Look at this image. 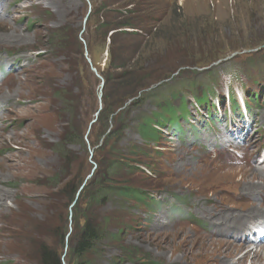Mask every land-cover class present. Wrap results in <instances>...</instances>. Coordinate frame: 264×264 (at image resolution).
<instances>
[{"label": "rangeland", "instance_id": "obj_1", "mask_svg": "<svg viewBox=\"0 0 264 264\" xmlns=\"http://www.w3.org/2000/svg\"><path fill=\"white\" fill-rule=\"evenodd\" d=\"M135 1L152 16L150 27L158 35L134 57L152 78L168 76L165 84L152 86L144 104L125 114L118 144L123 163L147 165L130 180L149 205H123L113 197L98 208L100 220L121 216L126 228L112 240L118 225L112 223L88 259L172 264L178 258L193 264L184 263L180 247L172 252L184 239L176 230H186L187 240L213 228L200 210L208 205L196 195L214 199L211 189L240 180L252 167L264 169V0ZM89 6L91 11L88 0H0V189L9 193L6 203L13 209L0 218L8 225L0 230V264H40L43 247L67 264L77 198L71 201L73 185L83 180L84 186L104 154L96 152L101 140L95 122L109 41L102 49L93 42V54L86 53ZM75 41L82 44L81 57L72 52ZM80 88L79 106L73 108ZM166 103L172 111L162 113L158 139L144 143L137 126L159 120ZM75 125L83 142L79 135L71 143L64 137ZM136 147L145 148L143 156ZM247 224L235 226L233 243L250 239L254 233L246 229L264 226V220ZM252 241L246 243L250 249Z\"/></svg>", "mask_w": 264, "mask_h": 264}, {"label": "trees", "instance_id": "obj_2", "mask_svg": "<svg viewBox=\"0 0 264 264\" xmlns=\"http://www.w3.org/2000/svg\"><path fill=\"white\" fill-rule=\"evenodd\" d=\"M88 1L91 4L88 21L90 19L92 25L88 24L87 27L90 40L85 44L86 53L89 56L93 54V42L101 44L102 49L106 45L107 38L109 41L106 50V68L99 72L103 80L104 93L101 96L102 108L98 112V119L95 122V124L98 122L100 126L98 137L101 140V145L96 152L99 154L104 151V154L101 155L102 160L95 161L96 170L75 200L73 234L71 238L69 237L67 245V264H90L88 257L97 249L112 223L117 222L118 225L117 231L111 236V239L116 240L122 235L126 224L121 216L100 220L96 213L97 209L104 207L111 198L119 199L123 205L129 202L137 205H149L145 200L147 195L135 188L130 180L142 173L139 170L140 166L147 168V165L142 161L132 162L137 166L132 168L123 163L118 144L127 127L124 119L125 114L147 101L154 84H165L168 79V76L152 78L150 70L139 65L137 57H134V54L139 53L138 50H141L152 36L158 35V32H153L150 27L153 21L152 16L145 14L140 2L112 0V4L115 6L110 7L107 4L111 1ZM121 38L123 39L122 43ZM73 47L72 52L81 57L82 44L75 41ZM91 60L93 61L92 58ZM149 78L152 81H149ZM81 97L80 88L75 100H72L75 106L73 103H70V106L78 107ZM203 100L204 96L198 100V103L201 104ZM159 110L160 114L156 116L159 120L153 123L151 119H144L137 126L138 136L146 144L153 143L158 139V131L164 121L162 113L172 111L168 108L167 103L166 106L160 105ZM81 134L82 131L75 125L66 132L64 137H68L71 143L79 135V139L83 142ZM135 150L142 151L141 156L146 151L145 148L139 147H136ZM141 156L138 155V157ZM82 182L83 180L79 181L76 186L73 185L71 201H74ZM61 258V254L59 255L47 247L40 250V264H62Z\"/></svg>", "mask_w": 264, "mask_h": 264}, {"label": "bare ground", "instance_id": "obj_3", "mask_svg": "<svg viewBox=\"0 0 264 264\" xmlns=\"http://www.w3.org/2000/svg\"><path fill=\"white\" fill-rule=\"evenodd\" d=\"M1 130L4 129H0V131ZM3 137H1V141L6 145V147H8L7 143L3 140ZM14 168L21 169L22 167L19 165H14ZM217 175H219V173ZM231 179L232 178L230 177V180L229 179L228 180L231 181ZM220 182L222 181H219V183ZM225 183H226L224 184L225 186H218L214 189H211V194L213 195L214 199L210 198L209 196H206L204 192H200L199 195L198 194L196 195L199 198H201L202 201H204V203L207 204L209 207L204 210L200 209L204 215H207L210 218L212 223L211 225H213V228L209 229L208 231H204V232H209V235L208 234L207 236L196 235L186 240V236H188L186 230L178 229L174 232L175 234L181 233L184 239L181 244L180 243L177 244L178 248H176L172 252V255H174L175 252L177 253V249H179L180 247L181 251L179 252H182L184 254L183 255L184 263L186 262H191L193 264H245L246 262L248 264L263 263L264 248L259 245L261 243H264V239L263 242H260L257 241L256 238H253L252 242L255 243L252 244H256V245L255 247H253V249H250L249 246L246 245V243H250L251 239L246 238L247 240L246 239H243V241L239 240L237 241L239 243L236 244L233 243L234 241H232L233 238L230 237V234L234 233V229L236 228L235 227L236 225L245 228L248 225L247 223L249 222V220L255 221L258 218H262L264 220V169L252 167L247 171V173H245L244 176L242 175L240 180L238 181L232 180L230 183H227L225 181ZM246 196L251 197V200L245 201ZM9 197L10 195L7 191L0 189V218L3 216L10 215L12 213L13 209H11L10 206L8 207L6 203V200ZM260 198L262 200V204L258 205L255 202L256 200L258 201V199L260 200ZM6 228H8L7 224L4 223L0 224V230ZM258 228H260V225L253 224L246 230L253 232V231H258ZM188 245H191L192 248L196 247V250L199 251L197 253H193V252L190 253L189 249H186V246ZM63 263L66 264L64 262V259H63ZM172 264H181V261L178 258H174L172 260Z\"/></svg>", "mask_w": 264, "mask_h": 264}, {"label": "water", "instance_id": "obj_4", "mask_svg": "<svg viewBox=\"0 0 264 264\" xmlns=\"http://www.w3.org/2000/svg\"><path fill=\"white\" fill-rule=\"evenodd\" d=\"M89 13H90V6L88 7V14H89ZM86 19H87V15H86L84 21H86ZM88 62L90 63L89 60H88ZM91 70H92V72H94V73L96 72L95 69H93L92 67H91ZM95 74H96V73H95ZM96 76L99 78V76H98L97 74H96ZM97 115H98V113H97ZM92 123H94V121H93ZM92 123H91V124H92ZM91 124H90V125H91ZM89 127H90V126H89ZM82 187H83V185L79 188L78 193L80 192V190L82 189ZM78 193H77V196H78Z\"/></svg>", "mask_w": 264, "mask_h": 264}]
</instances>
